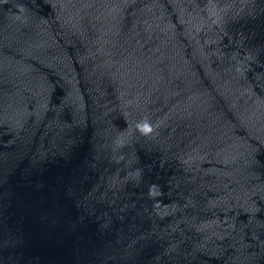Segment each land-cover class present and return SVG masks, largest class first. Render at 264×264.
<instances>
[{
  "label": "water",
  "instance_id": "obj_1",
  "mask_svg": "<svg viewBox=\"0 0 264 264\" xmlns=\"http://www.w3.org/2000/svg\"><path fill=\"white\" fill-rule=\"evenodd\" d=\"M0 264H264V0H0Z\"/></svg>",
  "mask_w": 264,
  "mask_h": 264
}]
</instances>
